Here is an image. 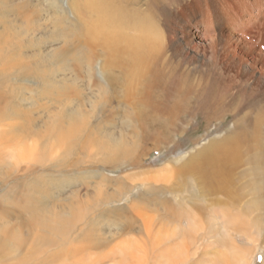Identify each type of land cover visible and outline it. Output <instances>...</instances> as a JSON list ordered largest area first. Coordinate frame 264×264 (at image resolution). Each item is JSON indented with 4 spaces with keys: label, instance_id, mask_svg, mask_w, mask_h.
I'll return each mask as SVG.
<instances>
[{
    "label": "rangeland",
    "instance_id": "1",
    "mask_svg": "<svg viewBox=\"0 0 264 264\" xmlns=\"http://www.w3.org/2000/svg\"><path fill=\"white\" fill-rule=\"evenodd\" d=\"M196 1L0 0V110H5L0 113V142L5 140L0 196L8 191L12 197L4 202L14 205L12 223L29 220L22 212L27 205L19 200L28 195L31 205L68 211L67 222L91 223L94 237L60 244L51 233L44 252L23 246L12 254L1 252L0 264H93L91 258L107 264L108 259L95 257L124 241L130 243L126 264H210L217 255L231 257L232 249H240V235L258 248L250 264H264V208H253L264 207V99L256 88L258 80L264 87V60L255 65L242 97L225 100L221 77L209 72L207 30L193 43L186 36ZM252 24L244 33L260 48L264 25ZM88 29L157 33L160 50L145 62L148 73L133 93L126 91L128 44H119L112 56ZM80 62L82 80L70 83L84 95L82 102L93 101L95 107L86 108L91 118L81 145L69 147L70 140L62 138L54 152L55 140L47 137V95L73 76L65 67ZM85 63H92V71ZM96 82L106 87V95L97 92ZM210 83L215 86L207 95ZM93 93L96 101L89 99ZM25 134L30 135L21 140ZM229 136L238 138L239 157L225 167L227 189L184 169ZM62 149L68 152L63 155ZM54 155L64 158L65 168L53 169L58 173L49 169ZM64 200L74 207L63 208ZM187 215L195 224L190 229L183 225ZM250 249L242 246L246 255ZM180 250L185 260L175 263Z\"/></svg>",
    "mask_w": 264,
    "mask_h": 264
},
{
    "label": "bare ground",
    "instance_id": "2",
    "mask_svg": "<svg viewBox=\"0 0 264 264\" xmlns=\"http://www.w3.org/2000/svg\"><path fill=\"white\" fill-rule=\"evenodd\" d=\"M195 4L196 9L191 11V17L194 19V23L188 25L186 36L189 38L188 40L193 43L196 39H200V36H198L200 32L207 30V42L206 46H203L205 51L212 56L211 61L213 64L209 72L214 74L213 76L217 75V80L219 79V76L221 77L224 87L223 96L226 98L225 100L241 98L245 83L248 84L252 79V76L255 75V65L264 60V46L258 48L254 43L249 41V34L244 33L248 26L253 25L252 23H260L261 25H264V0H212L211 2L207 0H198ZM94 6L96 7L95 4ZM193 6H190V8ZM202 13L204 16L201 15V18H199ZM254 20L256 21L253 22ZM88 32L95 34V31L92 29H88ZM93 36L97 39H102L101 41L103 45L110 49V55L112 56L114 54L113 51L115 52V56L118 54V51H120L119 44H128L126 48L128 49L129 54L130 73H127L129 83L126 91L128 93H133L135 84L139 83L143 78L142 76L144 73L147 72L145 62L149 56L154 55L155 52L157 53V51L160 50L161 43L157 42V33L152 29H144L139 31L138 34L135 33L133 35H128L124 30L106 31L103 29L102 34L98 33ZM95 38L92 40H95ZM91 64L92 63H85V68L89 69V71H92ZM245 64L249 68L244 73ZM64 67L61 66L55 68L54 73L56 69L61 70ZM83 67L82 62L67 65L64 70L67 72L72 71L73 76L71 78L62 79L61 82L63 87L60 90L53 89L49 91L47 95L49 99L48 119H46L48 121L47 137L50 141L55 140L51 143V150L54 152L58 150L57 142L59 141L62 144V138H68V140H70L68 142L69 147L81 145L82 138L85 134L84 132L86 131L87 124L91 118L89 117L91 111H87L86 108L92 110L95 107L93 101L88 100L87 102H82L85 98L84 95L76 89L74 84L70 83L72 80L78 82L79 80H82L81 73ZM90 73L89 75L92 77ZM28 76H31V74H28ZM38 76H40V74H38L37 77ZM55 76H57V74ZM210 85L209 89L206 90L208 92L207 95H209L211 89H214L215 86L213 83H210ZM256 85V88H258L259 93L264 99V87H262L259 80ZM90 86L91 85H89V87ZM95 87H97L98 93L106 95V87L102 84L96 82ZM207 95H205V98ZM91 98H94L95 101L97 100V98L94 97V93L93 97H89V99ZM4 112L5 110H0V113L4 114ZM88 133V136L90 135V138L95 142V135L90 132ZM34 134L39 135V131L35 130ZM29 135L30 134H25L20 138L21 140H24L22 138H26ZM71 136L76 138L75 142L72 141ZM4 141L5 140H1L0 145L3 146ZM98 141L99 140H97V142ZM66 151V149H62L63 155L64 152H68ZM104 153L106 152L104 151ZM57 155H54L51 158V164L49 166V169L51 170L65 168L64 158L61 157L62 159H60V161L58 159V156L60 155ZM238 157V138L229 136L219 145L205 149L191 158L189 163L186 166L184 165V169L193 173L194 176L204 179L208 184L218 186V188H225L226 186L227 189L228 173L225 167L229 162H232L233 159H237ZM111 160L115 159L111 158ZM1 170L2 168L0 164V172ZM54 170L53 172H55ZM55 173L58 172L56 171ZM0 180H2L1 175ZM257 191L258 190H255V193ZM7 193L8 191L0 196V253L12 254V251L18 252L22 250L23 246H25L28 251L35 252L39 249L42 253L53 241L49 238L51 233H54L56 235L55 238L62 242L60 244L78 240H80L81 243L90 242L86 239H92L93 231L88 229L89 226L87 227V225L91 223L87 225L81 224L79 227L77 223L67 222V217L65 215L69 213L68 211L62 209L61 212H57L49 208L48 205H31V201H28V195L22 196L19 200L20 202H23L25 206L27 205L23 208L22 212L29 218V220H26V222L23 223H12L11 219L13 220V217L15 216L14 213L11 214L13 211L9 210V208L14 205H5L4 202L13 201L12 197L7 196ZM11 194L14 196V193ZM74 200L75 199H73V201ZM73 205L74 204H69L64 200L63 208H73ZM253 208H255V210H260L264 207L254 206ZM51 214L60 215L55 217ZM49 215L51 216L49 217ZM219 219H221V217H219ZM183 225L189 226L188 228L190 229L195 224L191 216L187 215ZM84 226H86L85 229ZM177 230L181 232L183 228L180 227ZM177 235L180 236L178 233ZM29 239H33V241H30ZM92 240L94 241V239ZM238 241L241 247L240 249L239 247L238 249H232L234 252L230 253L232 254L231 257L219 254L210 264H250L253 254L258 248L254 247L251 240H249V237L245 235H240ZM89 244L92 249L94 244ZM245 245H251L252 248L247 255L245 254V250L242 251V246ZM129 249L130 243L124 241L111 248L104 255L95 258L108 259L109 263L107 264H126ZM81 251L84 253L85 249L83 248ZM184 252V250H180V254L177 256L176 261L174 257L173 260L175 263H177V261L185 260L186 256L184 255ZM86 256L90 255L86 254ZM98 262L99 260L91 258L89 263L98 264Z\"/></svg>",
    "mask_w": 264,
    "mask_h": 264
}]
</instances>
